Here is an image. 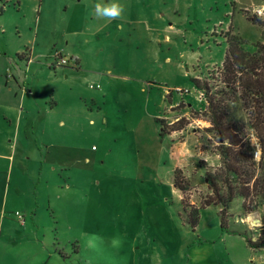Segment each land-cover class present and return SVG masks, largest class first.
<instances>
[{
  "label": "rangeland",
  "instance_id": "1",
  "mask_svg": "<svg viewBox=\"0 0 264 264\" xmlns=\"http://www.w3.org/2000/svg\"><path fill=\"white\" fill-rule=\"evenodd\" d=\"M111 2L0 0L3 77L51 112L18 140L2 126L0 264H264L249 243L264 215H244L242 198L225 228L222 205L201 209L195 229L186 219L221 166L195 80L221 88L229 36L264 44V0H115L122 17L97 18L95 5ZM55 51L75 71L61 73Z\"/></svg>",
  "mask_w": 264,
  "mask_h": 264
},
{
  "label": "trees",
  "instance_id": "2",
  "mask_svg": "<svg viewBox=\"0 0 264 264\" xmlns=\"http://www.w3.org/2000/svg\"><path fill=\"white\" fill-rule=\"evenodd\" d=\"M252 21L259 22L256 18ZM226 43L219 71L221 88L213 91L207 83L201 85L195 80L207 94V131L217 139L221 166L214 172H205L210 195L186 215L193 229L198 225L199 211L208 206L222 205V228L226 227V217L236 197L242 198L244 215L264 206V44L250 45L236 36H229ZM245 120L259 141V159L255 157L257 148L241 126ZM177 173L176 170L174 185L183 190ZM249 243L255 249L264 247V232Z\"/></svg>",
  "mask_w": 264,
  "mask_h": 264
},
{
  "label": "crops",
  "instance_id": "3",
  "mask_svg": "<svg viewBox=\"0 0 264 264\" xmlns=\"http://www.w3.org/2000/svg\"><path fill=\"white\" fill-rule=\"evenodd\" d=\"M3 48H0V133L2 132V126H10L14 129L12 134L17 136V140L20 134L21 126H40L37 124L36 115L43 114L45 117H49L51 112H48L43 109H37L36 104L33 101L34 92L32 88L27 90L24 86H19V81L14 74L7 75L4 79L3 74L8 70V61L4 58ZM36 50H33L35 54ZM30 62V61H29ZM75 62V61H74ZM76 63V62H75ZM66 67V68H65ZM61 67V73H66L70 71H75L69 66ZM14 80L15 83L12 81ZM20 87L21 92L18 90ZM178 120L176 116L170 121L172 125ZM55 126H65V121L60 119L54 122ZM207 126L210 123L206 124ZM172 135L175 136L177 131H171ZM179 133V132H178ZM11 134V132L9 133ZM15 136V137H16ZM11 142V141H10ZM10 145H8L9 147ZM12 146V145H11ZM14 146V145H13ZM175 155L177 161L179 159V151L181 144L179 141H176L174 145ZM0 149H1V140H0ZM8 156L0 151V160L6 159ZM4 170L0 167V176L4 175ZM11 174V173H10ZM18 178V177H17ZM11 179V175H10ZM259 214L264 215V206L259 208ZM254 220H252L253 222Z\"/></svg>",
  "mask_w": 264,
  "mask_h": 264
},
{
  "label": "clouds",
  "instance_id": "4",
  "mask_svg": "<svg viewBox=\"0 0 264 264\" xmlns=\"http://www.w3.org/2000/svg\"><path fill=\"white\" fill-rule=\"evenodd\" d=\"M254 11L264 17V5H261L259 8L254 9ZM124 12V6L118 2H113L109 4H100L95 5V15L99 19H104L111 21L112 19L121 18Z\"/></svg>",
  "mask_w": 264,
  "mask_h": 264
},
{
  "label": "built area",
  "instance_id": "5",
  "mask_svg": "<svg viewBox=\"0 0 264 264\" xmlns=\"http://www.w3.org/2000/svg\"><path fill=\"white\" fill-rule=\"evenodd\" d=\"M53 57L55 59V62H56V66H66V65H70V63H73V62H70V60H67L64 56H62L59 52L55 51L54 54H53ZM203 94H200V101H203V99L205 100V98L202 97ZM255 157L258 158V152H255ZM17 216L20 220H22V216L17 213Z\"/></svg>",
  "mask_w": 264,
  "mask_h": 264
}]
</instances>
